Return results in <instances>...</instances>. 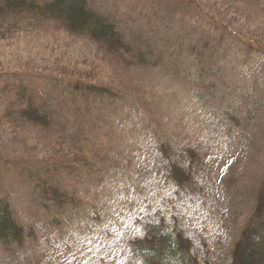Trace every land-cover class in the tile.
Wrapping results in <instances>:
<instances>
[{
    "label": "rangeland",
    "instance_id": "rangeland-1",
    "mask_svg": "<svg viewBox=\"0 0 264 264\" xmlns=\"http://www.w3.org/2000/svg\"><path fill=\"white\" fill-rule=\"evenodd\" d=\"M87 1L131 49L0 25V264H264V0Z\"/></svg>",
    "mask_w": 264,
    "mask_h": 264
},
{
    "label": "trees",
    "instance_id": "trees-1",
    "mask_svg": "<svg viewBox=\"0 0 264 264\" xmlns=\"http://www.w3.org/2000/svg\"><path fill=\"white\" fill-rule=\"evenodd\" d=\"M43 20L65 23L71 32L109 43L120 53L124 49H131L119 27L106 15L93 10L87 0H51L47 4L31 0H6L0 4V25L3 28H15L22 23L25 27ZM25 233L26 229L18 221L10 202L0 198V242L20 240ZM163 235L173 251H182L174 234L166 231ZM260 245L255 233L250 231L238 247L235 264H259L262 257Z\"/></svg>",
    "mask_w": 264,
    "mask_h": 264
}]
</instances>
